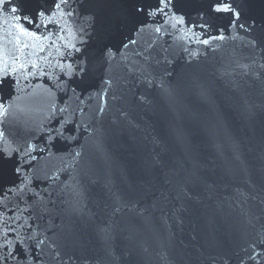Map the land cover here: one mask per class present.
Listing matches in <instances>:
<instances>
[{"label":"water","instance_id":"1","mask_svg":"<svg viewBox=\"0 0 264 264\" xmlns=\"http://www.w3.org/2000/svg\"><path fill=\"white\" fill-rule=\"evenodd\" d=\"M49 2L10 7L31 16ZM180 6L194 21L203 5ZM235 6L251 30L231 28L224 14L215 24L226 39L204 45L198 28L157 34L162 17L124 20L131 0H74L71 26L91 36L78 59L64 60L57 35L36 41L16 27L43 37L54 26L0 10L9 73L15 56L45 72L13 73L0 87V148L20 149L3 162L0 185L27 177L39 194L25 189L26 215L47 238L44 253H32L41 264H256L253 250L264 264V0ZM17 38L29 45L22 55ZM79 60L89 64L86 77L60 72L58 63ZM28 144L31 157L21 160Z\"/></svg>","mask_w":264,"mask_h":264},{"label":"snow or ice","instance_id":"2","mask_svg":"<svg viewBox=\"0 0 264 264\" xmlns=\"http://www.w3.org/2000/svg\"><path fill=\"white\" fill-rule=\"evenodd\" d=\"M14 0H0V10L8 11L14 15L16 20H25L29 24L33 22L34 19H39L41 24L47 30L49 25L54 26L55 32L49 31L48 36H38L36 32L22 26L16 25L18 27L21 35L28 36L36 41L41 38L47 40L51 35H57L62 43L61 47H57V53L60 55L61 59H78L77 54H83L84 47L87 45L88 40L85 37L91 36L90 33L86 31L83 27L74 28L71 26L73 23L72 17L77 16L78 13L75 8L72 7L74 0H50L47 7H40L33 10V14L17 16L15 15L18 11V7H10ZM186 2V0H131L132 10L130 12L122 13L124 20H130L137 15H146L150 18L162 17V24L155 28V32L159 34L165 26H170L176 31H185V35L188 32L195 35V29L201 30V35L196 37L197 43H202L204 45H209L211 40H224L226 36L224 35L225 30L223 28H218L215 21L228 14L231 17L230 27L238 28L245 32L251 30V26H246L244 23L240 22L241 12L235 6V0H199L201 8L197 10V19L194 21H189L187 17L189 13L181 8V4ZM88 22L89 27H91L95 22V16H89L85 18ZM62 21V23H61ZM191 24V27H189ZM40 24L37 25V29L40 28ZM59 33H65V35H59ZM69 37H71L69 39ZM206 37V38H205ZM234 38V37H233ZM191 39V37H189ZM134 43V42H133ZM253 47L256 46V41L249 42ZM53 46H55V41H53ZM29 47L28 44L22 43L19 38L15 41L16 51L23 54V49ZM124 47H127L125 45ZM40 52H44L43 47L39 48ZM33 53H29L28 56H32ZM104 56L107 59L112 57V49L107 48L104 51ZM20 56H15L12 58L11 73L8 71V65L3 61V48L0 46V63L4 66L0 68V87L3 86L5 81L9 80L11 74L19 73L24 79L28 76L36 77L37 72L40 76H44L45 72L38 68L37 63L34 60H27L26 63H21ZM30 65V68H28ZM60 72L66 75L69 79L73 76L86 77L90 72L89 64L86 60H79L78 63H58ZM78 69V70H77ZM23 70V71H22ZM52 78V74H48V79ZM107 82V81H106ZM20 84V79L14 78L13 86L18 88ZM60 87V84L56 85ZM3 105L0 104V108ZM55 110V109H54ZM63 111V109H60ZM2 115V113H0ZM3 135V133H0ZM51 139V138H50ZM33 146L28 144L24 155L21 156L23 160L24 156L31 157V150ZM19 155L20 149H14L12 152L0 148V179L3 178V162L7 159H11L13 155ZM23 165H18L14 171L18 177H21ZM29 179L27 177H21L19 184L10 185L4 187L0 185V264H41L37 257L33 256V249L37 251V256L44 253V247L47 242L46 237H42V234L37 231V227H34L30 221L32 216L26 215L33 209V205L30 204L25 198V189H28L33 196L38 197V193L32 191L29 188ZM12 195L17 196V203L14 206H10L9 197ZM21 202L23 206H21ZM51 247V246H49ZM58 255V254H57ZM260 253L253 250V254L249 256L250 260L256 261V264H260L258 257ZM55 259V257H53Z\"/></svg>","mask_w":264,"mask_h":264}]
</instances>
